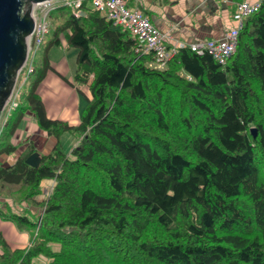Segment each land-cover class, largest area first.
Returning <instances> with one entry per match:
<instances>
[{
	"label": "trees",
	"instance_id": "1",
	"mask_svg": "<svg viewBox=\"0 0 264 264\" xmlns=\"http://www.w3.org/2000/svg\"><path fill=\"white\" fill-rule=\"evenodd\" d=\"M258 1L224 64L181 48L159 67L150 54H136L130 34L90 0L78 16L63 6L49 13L51 37L24 100L0 130V157L16 152L12 138L26 114L56 142L36 166L26 162L30 144L0 163L7 208L0 219L32 234L27 246L12 248L0 232V264H264ZM61 41L76 49L78 96L83 86L90 94L76 125L47 118L37 94L51 71L48 52ZM64 133L76 137L69 155L60 145ZM43 180L53 185L38 202ZM11 199L42 210L40 220L26 209L9 211Z\"/></svg>",
	"mask_w": 264,
	"mask_h": 264
},
{
	"label": "crops",
	"instance_id": "2",
	"mask_svg": "<svg viewBox=\"0 0 264 264\" xmlns=\"http://www.w3.org/2000/svg\"><path fill=\"white\" fill-rule=\"evenodd\" d=\"M125 1L128 8L139 9L148 18L156 30L164 36L165 44L173 46L179 43L187 45L220 39L227 30L234 28L237 24V4L253 3L257 0ZM60 45L64 47V42L61 41ZM49 63L51 71L47 72L37 87V94L43 103L46 116L49 119H58L70 125H76L78 113L84 106L85 99L90 98V94L83 86L81 92L85 98L79 97L72 85V73L67 76L68 70L65 71L63 63L56 64L50 59ZM79 98H82V101ZM12 142L18 145V148L14 155L5 157L9 160L6 165L12 163L29 144L32 145L37 155H46L52 150L56 140L38 128L32 115L26 114L15 131ZM68 142L72 143L71 148L76 144V140ZM52 185L53 181L43 180L40 185L39 198L44 199L49 194Z\"/></svg>",
	"mask_w": 264,
	"mask_h": 264
},
{
	"label": "built area",
	"instance_id": "3",
	"mask_svg": "<svg viewBox=\"0 0 264 264\" xmlns=\"http://www.w3.org/2000/svg\"><path fill=\"white\" fill-rule=\"evenodd\" d=\"M81 2L82 0H45L34 4L31 12L33 28L28 38L27 52L35 50L43 42L48 31L47 17L51 10L63 6L69 8L74 16H78L81 13ZM90 4L93 10L103 13L107 20L130 34L135 41L134 52L136 54H150L153 63L159 67H162L181 48H187L196 54L207 53L218 63L224 64L235 51L242 19L259 8L258 0L253 3L237 4V24L234 28L227 30L220 39L169 46L165 44L164 36L156 30L148 18L139 9L128 8L125 0H90Z\"/></svg>",
	"mask_w": 264,
	"mask_h": 264
},
{
	"label": "rangeland",
	"instance_id": "4",
	"mask_svg": "<svg viewBox=\"0 0 264 264\" xmlns=\"http://www.w3.org/2000/svg\"><path fill=\"white\" fill-rule=\"evenodd\" d=\"M57 8V7H56ZM54 10V9H53ZM52 11V10H51ZM50 11V12H51ZM49 12V13H50ZM49 13L47 17L48 21V27H49ZM51 34L46 33V35L43 38V43L39 45L35 50H30L27 52V57L26 60L20 69L19 73L17 74V77L15 79L11 94L1 112L0 116V130L8 117L9 113L14 110L17 107L18 101H23L26 95V91L28 90V80L29 75L32 72L33 66L39 65L42 54H43V49L45 44L48 42L50 39ZM75 56H76V49L75 48H64L62 45L59 46H53L49 52H48V57L50 61L59 64L63 63V67L66 71L68 70V73L66 72L67 76H69L71 73L73 74L74 69H75ZM82 101V98H79ZM80 101V102H81ZM13 103L15 106L13 107ZM62 137V138H61ZM61 145H62V150L69 155L70 153V146H72V143L69 144V140H76V137L74 135H71L69 133H64L61 136ZM35 153V152H33ZM32 153V154H33ZM31 155V154H30ZM40 158V156L38 155ZM9 160L5 158L4 156L0 157V163L1 164H6L8 163ZM41 193V192H40ZM40 195V194H39ZM39 195L36 196V198L41 202L42 198H39ZM6 197L4 196L3 193H0V208L7 209L2 205V202L4 201ZM7 203L9 204V211H17L20 212V210H28L29 214H32L34 219L36 217H39L38 219L40 220V216L42 214V210L39 212L38 208H35L33 204L28 203V202H18V200H6ZM36 201V202H37ZM0 232L3 236V238L8 242L10 247L12 248H23L28 245L31 233L28 232H22L17 230V228L10 222V221H5L0 219ZM55 249V246H54ZM40 263H45L44 258H39Z\"/></svg>",
	"mask_w": 264,
	"mask_h": 264
},
{
	"label": "water",
	"instance_id": "5",
	"mask_svg": "<svg viewBox=\"0 0 264 264\" xmlns=\"http://www.w3.org/2000/svg\"><path fill=\"white\" fill-rule=\"evenodd\" d=\"M42 1L45 0H0V116L27 57L32 8ZM251 133L255 135V130L251 129ZM26 162L36 166L37 153L29 155Z\"/></svg>",
	"mask_w": 264,
	"mask_h": 264
}]
</instances>
